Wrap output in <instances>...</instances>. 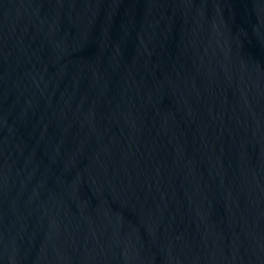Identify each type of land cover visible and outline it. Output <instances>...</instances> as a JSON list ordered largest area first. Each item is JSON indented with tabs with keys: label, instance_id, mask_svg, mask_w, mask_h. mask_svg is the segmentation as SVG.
<instances>
[{
	"label": "water",
	"instance_id": "obj_1",
	"mask_svg": "<svg viewBox=\"0 0 264 264\" xmlns=\"http://www.w3.org/2000/svg\"><path fill=\"white\" fill-rule=\"evenodd\" d=\"M0 264H264V0H0Z\"/></svg>",
	"mask_w": 264,
	"mask_h": 264
}]
</instances>
